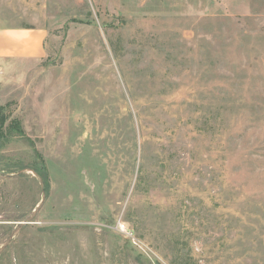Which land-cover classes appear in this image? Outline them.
<instances>
[{
    "label": "rangeland",
    "instance_id": "374dc122",
    "mask_svg": "<svg viewBox=\"0 0 264 264\" xmlns=\"http://www.w3.org/2000/svg\"><path fill=\"white\" fill-rule=\"evenodd\" d=\"M0 28L47 34L0 62V264H264V0H0Z\"/></svg>",
    "mask_w": 264,
    "mask_h": 264
},
{
    "label": "crops",
    "instance_id": "0c3cea01",
    "mask_svg": "<svg viewBox=\"0 0 264 264\" xmlns=\"http://www.w3.org/2000/svg\"><path fill=\"white\" fill-rule=\"evenodd\" d=\"M46 38L47 34L43 29L0 28V62L8 59L42 58Z\"/></svg>",
    "mask_w": 264,
    "mask_h": 264
},
{
    "label": "trees",
    "instance_id": "16d2710c",
    "mask_svg": "<svg viewBox=\"0 0 264 264\" xmlns=\"http://www.w3.org/2000/svg\"><path fill=\"white\" fill-rule=\"evenodd\" d=\"M7 121H8V116L5 115V113H4V107L0 106V130H3V128L6 126ZM16 124H17V122L14 119L10 122V125L8 126V128L10 130H13V131L15 130V131H18L19 133H21L22 132L21 128Z\"/></svg>",
    "mask_w": 264,
    "mask_h": 264
},
{
    "label": "water",
    "instance_id": "95a60500",
    "mask_svg": "<svg viewBox=\"0 0 264 264\" xmlns=\"http://www.w3.org/2000/svg\"><path fill=\"white\" fill-rule=\"evenodd\" d=\"M44 199H43V201H42V204L38 207V209L33 213V216H32V218L37 214V212L40 210V208H41V206H43V204H44ZM29 223H31L30 222V220L29 221H26L25 223H21L20 224V226H23V225H26V224H29ZM10 242H11V239L5 244V246L2 248V249H0V254L2 253V251L10 244Z\"/></svg>",
    "mask_w": 264,
    "mask_h": 264
}]
</instances>
